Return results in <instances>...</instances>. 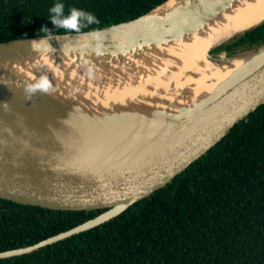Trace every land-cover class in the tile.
Here are the masks:
<instances>
[{"label":"water","instance_id":"1","mask_svg":"<svg viewBox=\"0 0 264 264\" xmlns=\"http://www.w3.org/2000/svg\"><path fill=\"white\" fill-rule=\"evenodd\" d=\"M165 1L135 18L98 28L105 33L102 56L94 53L95 42L87 35L91 30L55 33L58 40H49L53 53L32 51L30 41L43 35L0 42V198L55 210L102 209L33 244L2 250L0 258L32 252L116 216L165 185L264 102V44L234 56L242 59L236 69L184 104L155 100L163 106H117L82 115L83 106L52 93L25 100L24 86L33 82L26 65L35 55L48 53L56 60L71 55L68 66L75 73L88 78L91 66L95 78L116 81L110 65H123L125 57L155 52L152 46L194 32L221 3L197 0L154 17ZM262 20L210 45L207 59L219 66L234 59L223 51L211 56L208 50ZM15 66L21 69L16 72ZM31 73L38 78L37 71ZM60 79L75 85L71 77Z\"/></svg>","mask_w":264,"mask_h":264},{"label":"trees","instance_id":"2","mask_svg":"<svg viewBox=\"0 0 264 264\" xmlns=\"http://www.w3.org/2000/svg\"><path fill=\"white\" fill-rule=\"evenodd\" d=\"M164 0H60L100 20L135 18ZM56 0H0V42L55 33ZM264 44V20L208 50ZM102 209L55 210L0 198V251L33 244ZM0 264H264V102L165 185L92 228Z\"/></svg>","mask_w":264,"mask_h":264},{"label":"bare ground","instance_id":"3","mask_svg":"<svg viewBox=\"0 0 264 264\" xmlns=\"http://www.w3.org/2000/svg\"><path fill=\"white\" fill-rule=\"evenodd\" d=\"M196 1L166 0L156 7L153 16L162 18L165 12L178 11L180 7L191 6ZM217 1L221 2L217 4V11L204 17L194 32L183 35L181 39L152 46L155 52L143 51L136 58L125 57L127 62L133 63L132 74L124 72L126 63L121 66L116 63L117 67L110 65L109 70H114L116 81H107L103 77L84 78L75 73L76 68L68 66L73 62L71 55L56 60L48 53L35 55L31 62L28 61L26 66L30 74H26L33 81L37 78L31 73L33 70L38 72V76L48 75L53 85L51 93L64 100L66 98L68 103L88 108L81 107L84 110L80 112L82 115L117 106H163L155 100L184 104L189 99L203 96L242 62L241 58H235L219 66L207 59L208 47L264 19V0ZM14 68L16 72L21 69ZM61 76L71 77L77 84L73 86L71 81L63 84ZM170 84L172 86L168 87Z\"/></svg>","mask_w":264,"mask_h":264},{"label":"clouds","instance_id":"4","mask_svg":"<svg viewBox=\"0 0 264 264\" xmlns=\"http://www.w3.org/2000/svg\"><path fill=\"white\" fill-rule=\"evenodd\" d=\"M48 12V19L51 20L55 28L64 30V33L66 35L71 32L80 34L83 29L89 28V26L94 24H100V20L95 16L94 13L86 11L84 9H79L75 6H69L67 13H65V5L64 3L60 2V0H56V2L48 8ZM39 33H43V36L40 40L30 41L32 51H45L48 53L55 52L56 50L52 48L49 43V40L52 38L58 40L55 32L45 26H41V28L38 30V34ZM87 35H89L95 42L93 49L95 55H104V46L101 43L105 36L104 31L96 28L88 32ZM83 63L85 65H88L89 62L85 60ZM87 76L89 78H94L95 70L93 67H87ZM52 88L53 85L48 75L41 74L33 82L25 84V100L30 101L37 94L50 95Z\"/></svg>","mask_w":264,"mask_h":264},{"label":"rangeland","instance_id":"5","mask_svg":"<svg viewBox=\"0 0 264 264\" xmlns=\"http://www.w3.org/2000/svg\"><path fill=\"white\" fill-rule=\"evenodd\" d=\"M252 50H250V49H247V50H243V51H238L237 50V52H235V53H232V54H230V55H226V54H224L225 56H227L228 58H231V57H233L234 59H235V57L234 56H241V55H244V54H246V53H248V52H251ZM222 53V52H221ZM223 55V56H224ZM211 56H216V55H214V54H211ZM221 59V58H220ZM227 59V58H226ZM234 59H232V60H228V61H226V62H224V63H222V65L223 64H226V63H229L230 61H233ZM237 59H239V58H237ZM222 60H225V58H223ZM127 65H126V69H125V71L124 72H126V73H133L134 72V70H133V63H129V61L126 63ZM121 66V65H120ZM61 78V77H60ZM70 78V77H69ZM76 84H77V82H75ZM67 84H68V82H67ZM75 84V85H76ZM74 85V86H75ZM172 86V84H170L168 87H171ZM76 91L78 90L77 88L75 89ZM74 90V91H75Z\"/></svg>","mask_w":264,"mask_h":264}]
</instances>
